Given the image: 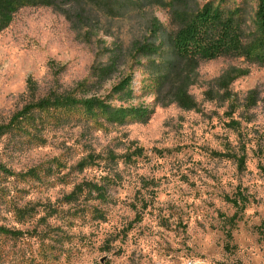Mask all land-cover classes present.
Listing matches in <instances>:
<instances>
[{
    "label": "rangeland",
    "instance_id": "1",
    "mask_svg": "<svg viewBox=\"0 0 264 264\" xmlns=\"http://www.w3.org/2000/svg\"><path fill=\"white\" fill-rule=\"evenodd\" d=\"M78 2L79 18L67 4L22 7L0 32V126L50 92L82 97L80 85L92 87L97 69L125 56L85 96L103 102L93 116L80 109L60 126L36 119L28 135L0 138V166L13 173H0V225L23 232L0 237V264H264L256 0ZM206 8L233 21L225 52L210 57L212 49L199 47L188 66L194 69L175 78L195 103L186 110L158 94L155 69L176 50H166L176 33ZM211 28L220 33L217 20ZM157 49L159 56L147 52ZM124 81V94L113 93ZM119 109L146 114L120 118ZM229 155L244 157V165ZM87 184L100 187L104 200ZM15 209L30 218L18 223Z\"/></svg>",
    "mask_w": 264,
    "mask_h": 264
},
{
    "label": "trees",
    "instance_id": "2",
    "mask_svg": "<svg viewBox=\"0 0 264 264\" xmlns=\"http://www.w3.org/2000/svg\"><path fill=\"white\" fill-rule=\"evenodd\" d=\"M40 2L48 4L56 2L61 5L67 4L75 16L78 18L81 16L78 11V0H0V32L8 27L18 9ZM256 2L257 6L254 14L256 30L254 33L256 36L255 42L258 44V50L260 51V55L257 56V60L258 62L264 63V0H256ZM216 12L217 11H213L209 8L198 12L191 19L190 24L185 26L183 31L176 33L174 40L171 43L172 45L166 47L167 51L170 50V48L171 50H176H173L171 55H168L167 61L158 64L155 69V74L158 76L157 81L159 84L158 94H167V96H171V102L186 110L194 109L195 103L188 96L185 83L182 82L181 85L177 86L175 78L180 76L184 71H186V69H194V67L188 66L191 64L193 66L194 63L196 64L195 60H192L191 57H193L192 54L195 53V50L198 51L197 49L199 47H203L206 50L212 49L215 53L209 56L215 57L217 55H221L220 53L225 52V47L227 46L225 45V41L222 39L226 34L225 31L227 30V27H231L229 20L233 21V19L231 16L228 17L227 20H224L220 17V15L216 14ZM214 19L218 21V26L220 27L219 34L213 33L214 28H211L212 24H214ZM234 26H237V24ZM160 28L161 27L157 23L156 19H154L150 24L151 36L157 37L158 34H160ZM209 34L212 35V38L210 41L208 40V48H205L203 45L204 41H202V39H208ZM161 36H165L164 33H161ZM147 52H150L152 55L159 56L158 49ZM124 58V55L117 54L112 58L108 67L97 69L94 73L96 82L92 85V87H81L82 85H80L78 88L81 90L82 94V97L80 98L76 97L72 92L61 94L50 92L31 104L24 106L11 118L7 125L0 126V138L8 132H11L12 134L28 135V133L25 132H28L27 130L31 124L30 122H33L36 119L39 121L38 124H41V126H43L44 123H48V125L53 124L55 126H60L59 122L71 120L70 118H72L73 113H77L80 109H83L86 112V116H93L96 109L102 106L103 102L102 100L86 98L85 96L92 92V88L101 89L102 86L111 79V75L116 71V69L122 65ZM224 79L225 78H223V80ZM29 88L30 92L33 94L32 86L30 85ZM124 89L125 81L114 86L112 91L113 93L124 94ZM127 94L128 93L125 92V95ZM103 108L106 110L110 109L108 106H103ZM116 113L117 116H120V118H124L126 113L134 115L138 118H144L146 114L145 111L138 109H130L127 111L125 109H119ZM37 116L38 118H36ZM31 128L36 129V124H32L30 129ZM228 158L236 159L237 156L229 155ZM236 162L238 166H243L244 157L237 158ZM0 173L7 176L13 175V173L4 168V166H0ZM26 175L27 177L35 176L32 172H28ZM86 186L89 187V192L97 194L96 199L104 200V192H102L100 187L94 184H87ZM76 193H81V187H76L68 200H75ZM229 202H231L236 208L239 206L236 200H229ZM14 212L18 223H24L26 217L30 218V215L28 214L29 212L26 210L21 211L15 209ZM22 236L23 232L20 230H14L0 225V237L18 239ZM227 237L230 238V235L227 234Z\"/></svg>",
    "mask_w": 264,
    "mask_h": 264
}]
</instances>
